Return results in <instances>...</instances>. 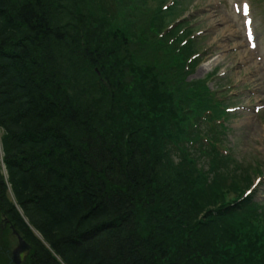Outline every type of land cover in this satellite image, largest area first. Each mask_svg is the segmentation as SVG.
<instances>
[{"label":"trees","instance_id":"1","mask_svg":"<svg viewBox=\"0 0 264 264\" xmlns=\"http://www.w3.org/2000/svg\"><path fill=\"white\" fill-rule=\"evenodd\" d=\"M146 2L0 0V160L47 243L1 181L20 264H264L263 204L172 156L214 100Z\"/></svg>","mask_w":264,"mask_h":264},{"label":"rangeland","instance_id":"2","mask_svg":"<svg viewBox=\"0 0 264 264\" xmlns=\"http://www.w3.org/2000/svg\"><path fill=\"white\" fill-rule=\"evenodd\" d=\"M161 11L162 27L156 37L168 36L172 53L182 50L187 57L184 64L191 62L186 79L205 80L214 100V112L209 106L197 118L186 121L188 131L193 127V141H183L181 153L176 150L172 156L177 159L182 154L196 160L210 176L221 178L224 173L237 178L236 191H250L264 206V0H147V19L153 20ZM207 62L210 65L203 66ZM213 151L222 156L211 154ZM214 156L230 160L217 162ZM8 177L0 160V185L4 183L7 201L22 214ZM0 211L1 240V222L11 223L4 200ZM10 227L9 247L14 248L18 239L15 227ZM30 229L43 240L37 229Z\"/></svg>","mask_w":264,"mask_h":264},{"label":"bare ground","instance_id":"3","mask_svg":"<svg viewBox=\"0 0 264 264\" xmlns=\"http://www.w3.org/2000/svg\"><path fill=\"white\" fill-rule=\"evenodd\" d=\"M210 65V62H207V63H205L203 66H206V67H208ZM0 147H1V145H0ZM2 204H3V200L0 198V206H2ZM16 205L19 207V209H20V206L16 203ZM21 205V204H20ZM22 206V208H23V210H22V214L20 213V212H18V210H17V212H18V214L21 216V218L24 220V222L28 225V227H31L32 225L29 223V221H28V217H27V215L25 214V211H24V207H23V205H21ZM1 212V211H0ZM1 218V217H0ZM11 224V223H10ZM31 225V226H30ZM11 226H13L12 224H11ZM9 229V233H10V231H11V227L10 228H8ZM16 229H13V232H14V235L17 237L18 235L19 236H22L21 235V231L19 232V231H15ZM6 231L8 232V230L6 229ZM3 234V233H2ZM6 236V235H5ZM11 237V236H10ZM10 237H8V236H6V239H4L3 241H1L0 240V256H2V257H5V258H7V260H9L12 264H20V262H21V259H24L25 257H23L22 258V255H21V253H27L28 252V250L30 249V244L27 242V241H25L26 243H28L29 244V249H27L26 251H24V252H20L19 253V255H21V258H19L18 257V259H19V262L18 263H16L15 262V259L17 258V252L15 251L16 250V248H17V246L16 247H14V248H10L9 247V245H10ZM1 239H3V237L1 236ZM41 241H43L42 239H40ZM5 241H7L6 243V247H5V245H3L4 244V242Z\"/></svg>","mask_w":264,"mask_h":264},{"label":"water","instance_id":"4","mask_svg":"<svg viewBox=\"0 0 264 264\" xmlns=\"http://www.w3.org/2000/svg\"><path fill=\"white\" fill-rule=\"evenodd\" d=\"M17 239H18V245H17V248H16V252H17V258L15 259V262L18 263L19 262V253L20 252H24L26 251L27 249H29V244L25 242V240L22 238V236H17ZM20 258V257H19Z\"/></svg>","mask_w":264,"mask_h":264},{"label":"flooded vegetation","instance_id":"5","mask_svg":"<svg viewBox=\"0 0 264 264\" xmlns=\"http://www.w3.org/2000/svg\"><path fill=\"white\" fill-rule=\"evenodd\" d=\"M2 226H3V230H8V228H10V223H9V221L8 220H3L2 222ZM10 224V225H9ZM7 235H8V237H10L11 236V231H10V233H9V231L7 232ZM11 238V237H10ZM9 238V239H10ZM21 255H22V258L23 257H25V255H26V253H21ZM21 255H19L20 256V258H21ZM23 259H21V261H22ZM21 263V262H20Z\"/></svg>","mask_w":264,"mask_h":264},{"label":"snow or ice","instance_id":"6","mask_svg":"<svg viewBox=\"0 0 264 264\" xmlns=\"http://www.w3.org/2000/svg\"><path fill=\"white\" fill-rule=\"evenodd\" d=\"M244 12H245V14L247 15V13H248V8H247V6H245ZM249 23H250V22H249ZM249 36H250V38H251V33H249Z\"/></svg>","mask_w":264,"mask_h":264}]
</instances>
